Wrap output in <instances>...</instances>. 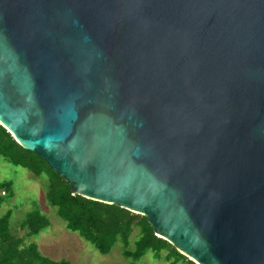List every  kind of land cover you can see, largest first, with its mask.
<instances>
[{
    "label": "water",
    "instance_id": "1",
    "mask_svg": "<svg viewBox=\"0 0 264 264\" xmlns=\"http://www.w3.org/2000/svg\"><path fill=\"white\" fill-rule=\"evenodd\" d=\"M0 125L186 258L264 264V0H0Z\"/></svg>",
    "mask_w": 264,
    "mask_h": 264
},
{
    "label": "trees",
    "instance_id": "2",
    "mask_svg": "<svg viewBox=\"0 0 264 264\" xmlns=\"http://www.w3.org/2000/svg\"><path fill=\"white\" fill-rule=\"evenodd\" d=\"M0 155L9 159L15 166L28 170L37 177L44 176L46 198L56 209V214L65 223L66 228L78 232L91 243L101 255H107L117 242H121L123 255L134 260L146 252H160L169 261L174 254L179 259L194 264L165 240L155 236L145 217L124 208L88 200L79 195H72L69 184L55 174L48 164L36 154L24 150L13 137L0 125ZM1 190L8 192L11 185L0 183ZM5 195H0V209ZM11 210L0 217V264H70L66 261H53L41 255L36 244L26 245L17 233H11L9 220ZM49 221L37 211L26 214L19 230H26L27 235H36L47 228ZM135 228L139 229L135 249L128 250L129 239Z\"/></svg>",
    "mask_w": 264,
    "mask_h": 264
},
{
    "label": "rangeland",
    "instance_id": "3",
    "mask_svg": "<svg viewBox=\"0 0 264 264\" xmlns=\"http://www.w3.org/2000/svg\"><path fill=\"white\" fill-rule=\"evenodd\" d=\"M44 178L15 166L9 159L0 155V183L11 185L8 192H4L0 187V195H5L2 199L0 217L11 210L10 232L21 236L26 245L36 244L42 256L56 262L64 260L70 264H189L174 254L170 255L169 261L166 260L165 255L168 253L166 251L160 252L159 256L153 251H148L137 260L127 258L123 255L124 248L121 242H117L107 255H101L78 232L66 228V223L58 217L56 209L46 198ZM33 211L43 215L49 221V226L36 235H27L26 230H19V226L26 214ZM138 233L139 229L135 228L129 239L128 250L135 249ZM190 261L198 264L193 260Z\"/></svg>",
    "mask_w": 264,
    "mask_h": 264
}]
</instances>
